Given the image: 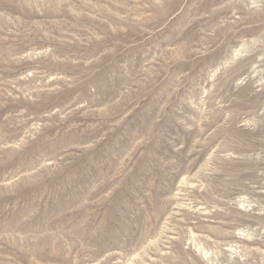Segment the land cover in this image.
Masks as SVG:
<instances>
[{"label": "rangeland", "instance_id": "obj_1", "mask_svg": "<svg viewBox=\"0 0 264 264\" xmlns=\"http://www.w3.org/2000/svg\"><path fill=\"white\" fill-rule=\"evenodd\" d=\"M0 264H264V0H0Z\"/></svg>", "mask_w": 264, "mask_h": 264}]
</instances>
